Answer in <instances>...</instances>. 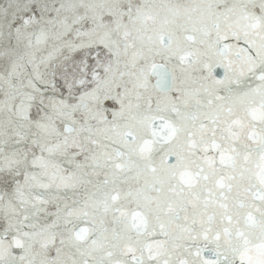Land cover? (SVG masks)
I'll use <instances>...</instances> for the list:
<instances>
[{
	"label": "snow or ice",
	"instance_id": "6c2138e0",
	"mask_svg": "<svg viewBox=\"0 0 264 264\" xmlns=\"http://www.w3.org/2000/svg\"><path fill=\"white\" fill-rule=\"evenodd\" d=\"M0 264H264V0H0Z\"/></svg>",
	"mask_w": 264,
	"mask_h": 264
}]
</instances>
